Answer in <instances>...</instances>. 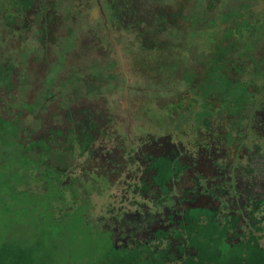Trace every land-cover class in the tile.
Returning a JSON list of instances; mask_svg holds the SVG:
<instances>
[{
  "label": "flooded vegetation",
  "instance_id": "af4514ba",
  "mask_svg": "<svg viewBox=\"0 0 264 264\" xmlns=\"http://www.w3.org/2000/svg\"><path fill=\"white\" fill-rule=\"evenodd\" d=\"M0 137L117 249L262 243L264 0H0Z\"/></svg>",
  "mask_w": 264,
  "mask_h": 264
},
{
  "label": "trees",
  "instance_id": "16d2710c",
  "mask_svg": "<svg viewBox=\"0 0 264 264\" xmlns=\"http://www.w3.org/2000/svg\"><path fill=\"white\" fill-rule=\"evenodd\" d=\"M23 195H28V192L24 193L17 188V185L14 186L9 198L10 202H8L10 204L7 205L6 202V205H18L19 208V204H23L20 209L28 213L30 210L34 213L40 211V206L38 208V203L33 198L28 195L24 199L22 198ZM42 210L47 211V214L49 212L46 207ZM49 220L57 226L56 229L51 230L45 225V228L40 232L38 230L24 232L23 235L26 237L24 243L17 240L15 234L12 235L14 236L13 242L4 241L0 243V264H71L72 260L67 262L58 245L60 244L58 235L64 237L66 231L58 227L72 229L76 226L77 221L75 219L73 221H61L55 220V218L53 220L49 218ZM96 235L88 232V237L93 238V240H95ZM212 236L211 231L208 230L206 239L198 244L200 245V252L187 258L182 264H264V245L260 241V236H253L247 242H240L228 247L219 242L217 237ZM99 237L102 238V236ZM102 241L105 244L103 246L104 253L99 254L98 251L95 261L94 259L77 261L75 264H167L164 258L160 256L142 255L139 252L117 249L110 245L108 239Z\"/></svg>",
  "mask_w": 264,
  "mask_h": 264
},
{
  "label": "rangeland",
  "instance_id": "374dc122",
  "mask_svg": "<svg viewBox=\"0 0 264 264\" xmlns=\"http://www.w3.org/2000/svg\"><path fill=\"white\" fill-rule=\"evenodd\" d=\"M9 160V163L5 162L6 159L0 163V243L4 241L13 242V234H15V238L17 240L24 243L26 241V237L23 235L24 232H27L28 230H38V232H40L45 228V225L53 230L54 228L56 229L57 226L53 225V222L49 220V218L53 220V216L49 212L47 214V211L45 210L40 209V211H36V213L30 210L28 213L27 211L25 212L20 209L23 204H19V208L18 205L7 206L10 204L8 202H10L9 198L13 192L14 186L23 181L26 176V171H23V169H25L27 165L25 162H22L24 160L21 158H19V161L16 162L12 159ZM27 196L28 195H23L22 198L26 199ZM52 196H55V194L50 190V192L46 195V198H51ZM30 197L32 198L33 196L30 195ZM4 199L8 200L5 201ZM48 203L49 201L47 199H42L43 205ZM58 228L66 231L64 237H60L58 234L56 235L59 237L60 244L58 245L61 248L62 254L66 257L67 262L70 261V259L72 260L71 264H75L77 261L91 259H94L95 261L98 251L100 252L99 254L104 253L103 246L105 244H103L102 240L106 239L104 238L106 236L102 233H96L97 235L94 237L95 240H93V238H89L88 232L91 233V231L83 221L77 220L76 226L73 228L71 227L72 229L60 226ZM99 236H102V238ZM54 238L56 239V236H54ZM262 244L264 245V241Z\"/></svg>",
  "mask_w": 264,
  "mask_h": 264
},
{
  "label": "crops",
  "instance_id": "0c3cea01",
  "mask_svg": "<svg viewBox=\"0 0 264 264\" xmlns=\"http://www.w3.org/2000/svg\"><path fill=\"white\" fill-rule=\"evenodd\" d=\"M1 140V139H0Z\"/></svg>",
  "mask_w": 264,
  "mask_h": 264
}]
</instances>
